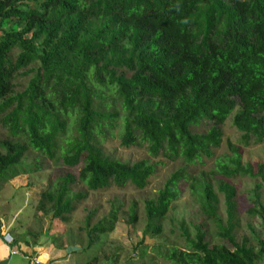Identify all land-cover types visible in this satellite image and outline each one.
Wrapping results in <instances>:
<instances>
[{
  "label": "trees",
  "instance_id": "trees-1",
  "mask_svg": "<svg viewBox=\"0 0 264 264\" xmlns=\"http://www.w3.org/2000/svg\"><path fill=\"white\" fill-rule=\"evenodd\" d=\"M232 115L243 145L264 142V0H0V190L19 174L42 171L43 160L80 167L39 192L37 210L53 219L69 224L90 192L144 190L159 165L181 161L145 201V231L163 234L183 184L205 223L181 221L183 246L152 252L166 264H264V238L240 235L230 182L264 179V165L255 174L230 144L214 170L199 176L188 170L215 156ZM113 136L149 157L111 158L104 143ZM31 151L38 155L33 168L24 163ZM261 187L251 212L264 228ZM122 216L137 225V203L124 212L113 201L101 216L98 208L88 210L85 249L101 248ZM145 240L134 248L136 260L156 264L157 256L142 261ZM117 251L86 264H119Z\"/></svg>",
  "mask_w": 264,
  "mask_h": 264
},
{
  "label": "rangeland",
  "instance_id": "rangeland-1",
  "mask_svg": "<svg viewBox=\"0 0 264 264\" xmlns=\"http://www.w3.org/2000/svg\"><path fill=\"white\" fill-rule=\"evenodd\" d=\"M223 142L220 148L215 150V156L211 159L204 158L203 162L190 165L188 170L193 176H199L202 172H208L215 169L216 159L224 154H230V144L237 145L241 149L242 163L251 165L254 173L257 174L260 164L264 165V142L260 144L251 143L245 146L241 143V134L233 125V115L229 117L222 127ZM0 128V138L3 136ZM104 150L107 155L113 159L128 162L148 158L146 149L131 147L125 148L121 145L120 139L116 136L109 137L104 143ZM37 153L31 151L25 158L24 163L34 167L37 162ZM41 161V160H40ZM166 161L163 159H153V162ZM181 161L166 162L165 165H159L157 174L151 178L149 186L144 190H138L131 185L123 189L116 187L107 191L90 192L89 198L81 202L77 211L72 215L71 222L64 224L59 219H53L51 215H46L37 210L38 194L48 184L50 179L63 175L67 172L77 174L78 168H67L61 163L43 160V170L40 172L19 174L3 185L0 190V221L10 231L17 232L21 238L26 237L33 244L42 240L50 241L54 247L55 255L58 258L68 259L66 264H86L96 255L100 258L106 254L112 258L114 252H120L121 258L119 264H138L140 259L134 252L135 246L146 237L141 250L147 249V255L143 262H147L151 256H157L152 252V248L158 245L163 246H183L179 238V223L181 221L192 223H203L204 216L199 212L198 204L195 202L188 184L182 186V196L175 203L168 219L164 222V232L160 237L146 233L147 220L144 213L145 201L156 196L158 190L163 187L167 178L177 169L182 167ZM237 188L238 200V217L239 231L241 236H246L253 240L255 233L260 238H264V228L259 216H254L251 212L256 207L254 203V193L257 185L261 184L259 193L261 201L264 204V179L261 177L250 178L238 176L230 180ZM78 190L84 187L77 188ZM118 200L123 205V211L128 212L133 203H137L139 212V222L137 225L130 227L126 224V216H122L117 223L114 232L102 237L103 246H95L86 250V235L81 230L87 211L98 208L100 216L107 213L113 201ZM221 215L227 219L224 205H222ZM205 223V222H204ZM206 224L210 227L209 222ZM173 226H175L174 232ZM254 230V231H253ZM40 235L41 238L34 235ZM141 250H138L140 253ZM130 257L133 261L130 262ZM46 259V254L41 255V261ZM141 260V259H140ZM130 262V263H129ZM141 262V261H140ZM11 264H28L29 261L20 255L13 256ZM156 264H166L162 257H156Z\"/></svg>",
  "mask_w": 264,
  "mask_h": 264
},
{
  "label": "crops",
  "instance_id": "crops-1",
  "mask_svg": "<svg viewBox=\"0 0 264 264\" xmlns=\"http://www.w3.org/2000/svg\"><path fill=\"white\" fill-rule=\"evenodd\" d=\"M6 235H11L14 240H18V244H16L14 248H17L20 251L19 254L11 255V246L5 239ZM54 253L55 250L50 241L42 242L41 240L39 241V244H33L26 237L21 238L17 232L13 230L10 231L5 225L0 224V264H11L10 262L13 259V256L15 257L16 255H20L23 259L27 260L26 255L33 254H38L40 259L41 255L46 254V259L43 263L49 260H57L61 264H66L68 259L58 258L59 256L57 257Z\"/></svg>",
  "mask_w": 264,
  "mask_h": 264
},
{
  "label": "built area",
  "instance_id": "built-area-1",
  "mask_svg": "<svg viewBox=\"0 0 264 264\" xmlns=\"http://www.w3.org/2000/svg\"><path fill=\"white\" fill-rule=\"evenodd\" d=\"M1 224V223H0ZM5 239L7 243L11 246V255L19 254L20 251L17 248H14L12 246V243L14 242V239L11 235H6ZM26 259L31 263V264H61L57 260H49L47 262H42L38 254H33V255H26Z\"/></svg>",
  "mask_w": 264,
  "mask_h": 264
}]
</instances>
